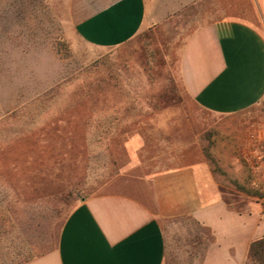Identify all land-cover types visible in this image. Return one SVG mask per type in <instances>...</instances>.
<instances>
[{"label": "rangeland", "instance_id": "374dc122", "mask_svg": "<svg viewBox=\"0 0 264 264\" xmlns=\"http://www.w3.org/2000/svg\"><path fill=\"white\" fill-rule=\"evenodd\" d=\"M180 26L117 55L80 43L43 1L0 0V264L54 251L82 198L126 177L131 162L186 163L196 137L222 182L264 190V102L238 119L199 109L175 73Z\"/></svg>", "mask_w": 264, "mask_h": 264}, {"label": "crops", "instance_id": "0c3cea01", "mask_svg": "<svg viewBox=\"0 0 264 264\" xmlns=\"http://www.w3.org/2000/svg\"><path fill=\"white\" fill-rule=\"evenodd\" d=\"M38 1L80 43L117 55L181 23L175 73L199 109L238 119L264 102V0ZM186 152L189 161L167 168L129 163L126 177L72 207L54 251L23 264H245L264 238V190L222 182L198 137Z\"/></svg>", "mask_w": 264, "mask_h": 264}, {"label": "trees", "instance_id": "16d2710c", "mask_svg": "<svg viewBox=\"0 0 264 264\" xmlns=\"http://www.w3.org/2000/svg\"><path fill=\"white\" fill-rule=\"evenodd\" d=\"M26 10H28V5L20 7L18 9V13H20V12L25 13ZM18 15H21V14H18ZM17 18L19 19L20 17L18 16ZM5 22H7L6 25L10 24L9 21H5ZM253 194L255 196L258 195L257 192H254ZM27 261L28 260H26L24 262H27ZM24 262H22L20 264H23ZM245 264H264V238L259 239L257 241H254L250 244L249 250H248V255H247V260H246Z\"/></svg>", "mask_w": 264, "mask_h": 264}, {"label": "built area", "instance_id": "2783aa9c", "mask_svg": "<svg viewBox=\"0 0 264 264\" xmlns=\"http://www.w3.org/2000/svg\"><path fill=\"white\" fill-rule=\"evenodd\" d=\"M263 205H264V200H263Z\"/></svg>", "mask_w": 264, "mask_h": 264}]
</instances>
